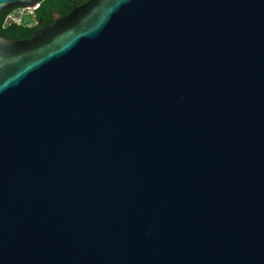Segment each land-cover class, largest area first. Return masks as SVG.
<instances>
[{
	"label": "water",
	"instance_id": "obj_1",
	"mask_svg": "<svg viewBox=\"0 0 264 264\" xmlns=\"http://www.w3.org/2000/svg\"><path fill=\"white\" fill-rule=\"evenodd\" d=\"M56 17L0 36V264H264V0Z\"/></svg>",
	"mask_w": 264,
	"mask_h": 264
},
{
	"label": "trees",
	"instance_id": "obj_2",
	"mask_svg": "<svg viewBox=\"0 0 264 264\" xmlns=\"http://www.w3.org/2000/svg\"><path fill=\"white\" fill-rule=\"evenodd\" d=\"M86 0H41V5L32 14H25L22 21L15 22L7 16L0 18V36L6 40H24L30 38L33 35L34 29L32 24L37 23L39 19L42 21L51 17V12L57 10L59 13L65 14L75 4H80ZM22 9V8H18ZM28 10V9H25Z\"/></svg>",
	"mask_w": 264,
	"mask_h": 264
},
{
	"label": "flooded vegetation",
	"instance_id": "obj_3",
	"mask_svg": "<svg viewBox=\"0 0 264 264\" xmlns=\"http://www.w3.org/2000/svg\"><path fill=\"white\" fill-rule=\"evenodd\" d=\"M88 0H86L85 2H83V3H80V4H75L72 8H71V10L74 8V7H76V6H80V5H82V4H84V3H86ZM41 2V1H40ZM40 5H41V3H40ZM18 8H10V9H7V10H5L1 15L3 16H7L8 18H10V16L13 14V12L15 11V10H17ZM71 10H69L67 13H65V14H62V13H59L57 10H53L52 12H51V17L50 18H48V19H46V20H44V21H42L41 19H39V21L37 22V23H34V24H32L31 25V27L34 29V31H33V35L30 37V38H27V39H24V40H29V39H32L33 37H35V36H37L38 34H40L41 32H43V31H45L48 27H51L52 25H54L55 24V22L58 20L57 19V15H60L61 17H64V16H66L67 14H69L70 13V11ZM0 18H1V16H0ZM18 41V40H17Z\"/></svg>",
	"mask_w": 264,
	"mask_h": 264
},
{
	"label": "rangeland",
	"instance_id": "obj_4",
	"mask_svg": "<svg viewBox=\"0 0 264 264\" xmlns=\"http://www.w3.org/2000/svg\"><path fill=\"white\" fill-rule=\"evenodd\" d=\"M32 14L33 13V10H23V9H17L13 12V14L11 15V18L10 19H15L18 21V22H21V20L24 18L25 14Z\"/></svg>",
	"mask_w": 264,
	"mask_h": 264
},
{
	"label": "built area",
	"instance_id": "obj_5",
	"mask_svg": "<svg viewBox=\"0 0 264 264\" xmlns=\"http://www.w3.org/2000/svg\"><path fill=\"white\" fill-rule=\"evenodd\" d=\"M22 9L25 10V9H29V8H22ZM30 10H31V9H30ZM10 18H11V16H10ZM12 20L15 21V22H18V21L16 20V18H15V19L12 18ZM21 21H22V20H21ZM19 23H20V22H19Z\"/></svg>",
	"mask_w": 264,
	"mask_h": 264
}]
</instances>
